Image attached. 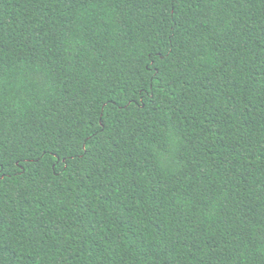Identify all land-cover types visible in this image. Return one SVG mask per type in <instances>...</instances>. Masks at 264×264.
Listing matches in <instances>:
<instances>
[{
	"label": "trees",
	"instance_id": "16d2710c",
	"mask_svg": "<svg viewBox=\"0 0 264 264\" xmlns=\"http://www.w3.org/2000/svg\"><path fill=\"white\" fill-rule=\"evenodd\" d=\"M0 264H264V0H0Z\"/></svg>",
	"mask_w": 264,
	"mask_h": 264
}]
</instances>
